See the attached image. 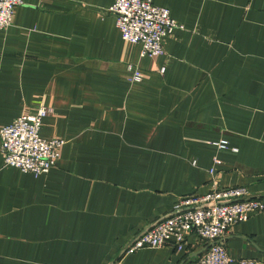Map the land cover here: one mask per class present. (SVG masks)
<instances>
[{
	"label": "crops",
	"instance_id": "crops-1",
	"mask_svg": "<svg viewBox=\"0 0 264 264\" xmlns=\"http://www.w3.org/2000/svg\"><path fill=\"white\" fill-rule=\"evenodd\" d=\"M151 1L183 27L155 59L122 40L115 0H23L0 30V128L50 108L40 136L64 141L43 176L0 155V264H196L194 237L126 250L214 184L264 204V0ZM221 243L264 264V210Z\"/></svg>",
	"mask_w": 264,
	"mask_h": 264
},
{
	"label": "built area",
	"instance_id": "built-area-1",
	"mask_svg": "<svg viewBox=\"0 0 264 264\" xmlns=\"http://www.w3.org/2000/svg\"><path fill=\"white\" fill-rule=\"evenodd\" d=\"M23 0H0V30L12 24L15 9ZM122 40L140 46V56L155 59L164 53L165 40L183 27L169 10L155 6L151 0H115L108 9ZM130 83L142 81L137 69ZM50 108L40 107L31 115L20 116L0 128V155L5 167L18 169L35 177L47 175L60 157L63 140L47 141L41 138L43 118L52 115ZM219 149L227 142L213 143ZM214 169L209 171L214 175ZM264 210V204L252 198L244 187L218 188L212 185L200 196L179 198L169 215L152 225L127 248L132 254L143 249H158L172 245L180 252L191 237L206 245L196 264H259L255 260H235L227 254L222 240L231 227L246 222L252 215Z\"/></svg>",
	"mask_w": 264,
	"mask_h": 264
}]
</instances>
